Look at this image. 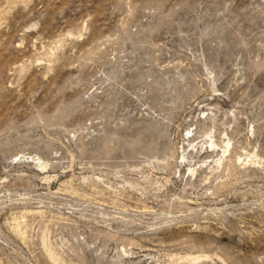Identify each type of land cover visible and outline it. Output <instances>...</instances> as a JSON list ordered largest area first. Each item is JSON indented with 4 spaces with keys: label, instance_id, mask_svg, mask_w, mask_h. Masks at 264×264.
Wrapping results in <instances>:
<instances>
[{
    "label": "rangeland",
    "instance_id": "374dc122",
    "mask_svg": "<svg viewBox=\"0 0 264 264\" xmlns=\"http://www.w3.org/2000/svg\"><path fill=\"white\" fill-rule=\"evenodd\" d=\"M0 264H264V0H0Z\"/></svg>",
    "mask_w": 264,
    "mask_h": 264
}]
</instances>
